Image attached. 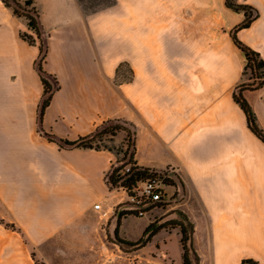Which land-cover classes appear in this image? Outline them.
Masks as SVG:
<instances>
[{"label":"crops","instance_id":"1","mask_svg":"<svg viewBox=\"0 0 264 264\" xmlns=\"http://www.w3.org/2000/svg\"><path fill=\"white\" fill-rule=\"evenodd\" d=\"M191 1L197 8L203 3ZM242 1L260 15L238 35L264 58V0ZM187 2L113 0L92 11L80 0H34L49 34L44 67L60 82L41 128L39 47L21 37L27 23L0 0V205L45 264H142V250L163 230L181 241L179 226L161 229L132 251L111 240L126 193L108 183L118 154L61 146L45 135L72 141L109 119L137 130L138 165L178 169V197L168 209L175 212L166 220L182 211L194 223L199 264H241L248 257L264 264V142L233 96L248 79L245 53L230 35L244 14L221 0L229 42L209 49L162 19ZM123 61L133 79L118 83ZM245 97L264 129V86L246 90ZM128 217L119 235L136 241L143 235L129 238L123 230ZM156 247L155 254L169 258L148 257V263L183 264V248L176 261L161 242Z\"/></svg>","mask_w":264,"mask_h":264},{"label":"trees","instance_id":"2","mask_svg":"<svg viewBox=\"0 0 264 264\" xmlns=\"http://www.w3.org/2000/svg\"><path fill=\"white\" fill-rule=\"evenodd\" d=\"M6 6L13 10L14 15L19 18H26L29 29L33 30V33L27 31H21V37L30 44H36L39 47V55L36 59L35 66L41 76L43 83V95L38 107V123L42 128L43 118L47 107L51 104L54 94L60 88V82L58 77L47 71L44 67L48 53H49V34L46 32L42 16L39 8L34 3V0H3ZM227 7L237 12H243L244 19L236 24L230 31L231 38L234 43L245 53L247 63L245 65L243 74L248 79L242 81L236 86L234 91V99L241 108L244 110L247 116V122L249 128L264 142V129L258 122V117L249 101L245 97L246 90H256L264 86V58L261 53L245 43L238 35V32L246 27H249L252 22L260 15V11L251 4L243 2L242 0H225ZM128 65L129 62L123 61L117 68L118 83L130 82L133 79V70L131 68V77L121 79L122 68ZM120 78V79H119ZM125 132L124 144L121 148L123 151L124 163L113 165L112 169L108 173V183L111 189L117 187H130L141 180L148 177L149 168L143 167L137 164L135 161L137 130L132 125L121 119H109L99 126L95 131L90 134L80 136L76 140H65L58 137L55 134L45 133L49 139L56 141L61 146L70 147H87L96 149H109L114 150L106 140H111L119 132ZM115 151V150H114ZM117 161H120L119 159ZM131 162L132 166L130 172L121 174L125 165ZM150 209H147L148 212ZM181 217L170 219L159 226L155 225V221L151 222L145 229L141 238L136 241L128 240L119 235V229L121 225V219L123 216L140 215L135 209H128L126 211H120L118 213L117 226L114 231L115 237H110L111 240L119 243L124 250L132 251L144 247L150 242L155 234L165 227H177L181 229V245L183 248V264H199L200 257L195 250L193 237H194V223L188 218V216L182 211H178ZM241 264H262L255 258H244Z\"/></svg>","mask_w":264,"mask_h":264},{"label":"rangeland","instance_id":"3","mask_svg":"<svg viewBox=\"0 0 264 264\" xmlns=\"http://www.w3.org/2000/svg\"><path fill=\"white\" fill-rule=\"evenodd\" d=\"M24 1V0H22ZM81 4L86 10H97L103 6L110 4L113 0H80ZM45 2V1H44ZM42 10L46 12L47 5L42 3ZM224 4L221 0H203L202 6L197 8L192 5V1L188 0L187 6L183 8L181 12L179 9L177 11L170 12L167 16H162L163 21L171 22L174 25L182 26V29L185 30L187 38L189 40L197 36L199 39L204 41V45L210 46L213 42L226 43L229 42V36L226 34V28L223 26L224 21ZM23 22L27 23L26 18H21ZM28 27V24H27ZM29 33H33L32 29L29 27L26 30ZM206 50V49H205ZM131 67V65H130ZM128 65H125L122 68V77L121 79L127 78L128 80L131 77V68ZM248 77V76H247ZM120 79V78H119ZM119 80L116 77V82ZM125 134H119L114 136L111 140L107 139L106 143L110 145L115 152L118 154L115 165L123 164V151L121 148V142L124 139ZM132 164L128 162L126 165ZM117 188H122L117 187ZM121 190L124 191L122 188ZM173 188H168L169 195L174 193ZM123 205L117 210V215L120 211H126L131 209L130 202H128L127 194L124 193ZM173 201V200H172ZM171 201V202H172ZM167 203L164 206L154 207L150 211L146 212L143 216L131 215L125 220L124 232L129 238H138L143 235L145 228L148 226L150 219L155 221V225L159 226L160 224L167 221L168 217L175 212V210H168L169 204ZM174 202V201H173ZM124 207V208H123ZM130 207V208H125ZM177 216L181 217L180 213ZM125 217V216H123ZM122 217V218H123ZM170 230H163L155 239L154 242L149 243L143 250L142 254L145 256V261H142V264H151L147 262L148 257H153L156 260L163 261L167 260L169 257H164L163 254L158 255L156 253V244L161 242L162 248L169 252V255L173 260L178 261L182 253V245L180 238L173 232L171 237H169ZM166 243V245H165ZM165 245V246H164ZM32 249L28 245V241L17 231L13 229V224L7 221L3 216V207L0 205V264H45L43 261L38 259ZM32 253V254H31ZM159 261V262H161ZM157 264V263H153Z\"/></svg>","mask_w":264,"mask_h":264},{"label":"built area","instance_id":"4","mask_svg":"<svg viewBox=\"0 0 264 264\" xmlns=\"http://www.w3.org/2000/svg\"><path fill=\"white\" fill-rule=\"evenodd\" d=\"M131 166L132 164L125 165L121 174L130 172ZM177 172L178 169L175 167L149 168L146 179L132 184L129 188L122 187L127 194L131 208L137 210L140 215H144L147 209L164 206L176 199L179 192ZM168 188L175 189L174 193L169 195ZM95 208L101 209V203L97 202Z\"/></svg>","mask_w":264,"mask_h":264}]
</instances>
